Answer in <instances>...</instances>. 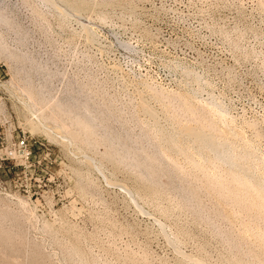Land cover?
I'll return each mask as SVG.
<instances>
[{"label":"rangeland","instance_id":"374dc122","mask_svg":"<svg viewBox=\"0 0 264 264\" xmlns=\"http://www.w3.org/2000/svg\"><path fill=\"white\" fill-rule=\"evenodd\" d=\"M0 264H264V0H0Z\"/></svg>","mask_w":264,"mask_h":264},{"label":"built area","instance_id":"2783aa9c","mask_svg":"<svg viewBox=\"0 0 264 264\" xmlns=\"http://www.w3.org/2000/svg\"><path fill=\"white\" fill-rule=\"evenodd\" d=\"M17 147H18V149H21V150L27 149L28 148L27 140L25 138L21 139L17 143Z\"/></svg>","mask_w":264,"mask_h":264}]
</instances>
